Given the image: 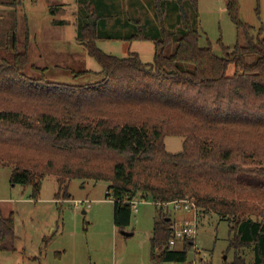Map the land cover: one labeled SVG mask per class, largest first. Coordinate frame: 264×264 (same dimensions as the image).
I'll list each match as a JSON object with an SVG mask.
<instances>
[{
    "label": "trees",
    "instance_id": "obj_1",
    "mask_svg": "<svg viewBox=\"0 0 264 264\" xmlns=\"http://www.w3.org/2000/svg\"><path fill=\"white\" fill-rule=\"evenodd\" d=\"M77 1L79 39L102 68L101 80L86 85L52 81L46 68L32 64L28 19L19 18L18 0H0L10 8L0 16V163L13 166V186H32L40 200L43 181L53 175L56 199L70 201L73 180L109 182L121 233L131 225L133 201L155 203L151 264H190L196 240L171 250L173 220L159 206L190 198L201 215L230 223L231 264H249L243 249L253 251L250 264H264V219L245 216L237 201L243 175L264 177V37L242 21L240 0L225 1L245 42L230 51L220 39L222 56L211 44L201 46L199 0H154L161 29L146 32L129 19L139 28L126 38L103 31L102 0ZM172 3L179 31L166 25ZM117 40L152 41L153 63L98 46ZM168 137L184 139L183 150L170 153ZM16 241L15 214H0V252L16 253Z\"/></svg>",
    "mask_w": 264,
    "mask_h": 264
},
{
    "label": "rangeland",
    "instance_id": "obj_2",
    "mask_svg": "<svg viewBox=\"0 0 264 264\" xmlns=\"http://www.w3.org/2000/svg\"><path fill=\"white\" fill-rule=\"evenodd\" d=\"M10 3L13 0H1ZM106 8L107 26L103 31L115 37L135 34L139 26L128 21H141L145 31L161 29L154 11V0H102ZM136 2V3H135ZM19 18L28 19L31 63L47 69L55 82L86 85L101 80V66L92 58L81 40L78 27L82 6L77 0H18ZM113 6V7H112ZM199 29L201 46L211 44L222 56L218 41L222 39L230 51L245 38L231 21L225 0H199ZM10 10L0 6V16ZM259 12V13H258ZM111 14V16L109 15ZM259 14V15H258ZM110 16V17H109ZM242 21L252 27V35L264 37V0H240ZM120 24H118V22ZM176 4L167 15V28L179 31ZM26 34L21 32L22 39ZM105 53L127 58L138 53L144 63H153L155 45L152 41H101ZM89 71L85 77L74 79L71 71ZM182 138L168 137L167 150L176 154L183 150ZM13 166L0 163V214H15L16 253L0 252V264H151L150 239L159 210L153 202L141 204L133 212L125 237L114 223V202L109 197L110 183L73 180L68 184L72 200L56 199L60 191L58 178L47 176L43 181L40 200H34L33 187L13 186ZM237 201L240 212L253 219H264V177L243 175ZM173 221L191 220L192 214L164 209ZM185 219V220H184ZM195 245L189 253L190 264H231L235 251L228 252L230 223L216 214L201 215ZM239 254L250 264L252 249ZM227 258V259H225Z\"/></svg>",
    "mask_w": 264,
    "mask_h": 264
},
{
    "label": "built area",
    "instance_id": "obj_3",
    "mask_svg": "<svg viewBox=\"0 0 264 264\" xmlns=\"http://www.w3.org/2000/svg\"><path fill=\"white\" fill-rule=\"evenodd\" d=\"M145 201L135 200L132 202L133 212H138V208ZM160 207L164 209L172 208L175 213L182 212L185 214H192L191 220L186 221H173L172 231L174 238L170 241L169 247L171 250L177 248L180 243H184L186 240L196 239L199 229V209L193 199L186 198L182 200H176L167 203H160ZM174 264V263H171Z\"/></svg>",
    "mask_w": 264,
    "mask_h": 264
},
{
    "label": "water",
    "instance_id": "obj_4",
    "mask_svg": "<svg viewBox=\"0 0 264 264\" xmlns=\"http://www.w3.org/2000/svg\"><path fill=\"white\" fill-rule=\"evenodd\" d=\"M168 221H170V219H168ZM122 235L125 237H132L133 233H129V232L124 231V232H122ZM225 259H227V258H225Z\"/></svg>",
    "mask_w": 264,
    "mask_h": 264
},
{
    "label": "crops",
    "instance_id": "obj_5",
    "mask_svg": "<svg viewBox=\"0 0 264 264\" xmlns=\"http://www.w3.org/2000/svg\"><path fill=\"white\" fill-rule=\"evenodd\" d=\"M134 1H135V0H134ZM132 2H133V0H132ZM136 2H137V0H136ZM136 2H135V3H136ZM60 201H61V200H60ZM145 203H146V202H145ZM154 204H155V203H154ZM184 220H185V219H184ZM153 229H154V228H153ZM152 233H153V232H152ZM195 240H196V239H195ZM182 245H183V244H182V243H180V244L177 246V248H180V247H182Z\"/></svg>",
    "mask_w": 264,
    "mask_h": 264
}]
</instances>
